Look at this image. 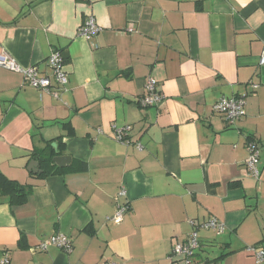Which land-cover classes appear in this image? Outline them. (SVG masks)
Listing matches in <instances>:
<instances>
[{
  "label": "crops",
  "instance_id": "1",
  "mask_svg": "<svg viewBox=\"0 0 264 264\" xmlns=\"http://www.w3.org/2000/svg\"><path fill=\"white\" fill-rule=\"evenodd\" d=\"M90 17L101 31L87 40ZM54 51L68 73L58 98L0 66V176L32 191L13 207L0 192V260L172 264L189 220L216 218L226 230H202L196 260L257 264L247 249L264 248V0H0V54L51 75ZM149 77L165 100L143 108ZM222 97L242 98L243 117L215 113ZM113 126H131L132 144ZM250 141L258 180L246 170ZM50 143L71 163L41 177L29 164ZM121 189L130 210L114 225ZM55 234L71 252L38 249Z\"/></svg>",
  "mask_w": 264,
  "mask_h": 264
},
{
  "label": "built area",
  "instance_id": "2",
  "mask_svg": "<svg viewBox=\"0 0 264 264\" xmlns=\"http://www.w3.org/2000/svg\"><path fill=\"white\" fill-rule=\"evenodd\" d=\"M100 31L101 28L97 25L95 19L90 17L85 25L79 29V35L87 40H91ZM47 64L51 75H42L37 67H24L8 53L3 52L0 54L1 67L21 74L26 85L52 94L58 98L62 92L66 91L68 84V73L66 71L65 59L60 51H54L49 56ZM260 64H264V52L261 56ZM258 87V85L254 86L255 89ZM164 100L165 96L159 90L158 82L154 78L149 77L145 84V92L140 100V105L143 108L158 107L163 104ZM244 107L245 101L242 98L222 97L214 105L213 110L215 113L223 115L230 123H234L243 117ZM112 129L114 137L119 143L123 145L132 144L128 139V136L132 131L131 126L123 128L113 126ZM137 148L142 150L143 146L138 144ZM247 150L249 151V157L246 161L247 173L258 180L261 177V152L259 146L256 142L250 141L247 144ZM126 197V190L121 189L116 196L117 208L115 213L107 218V222L114 225H120L124 221L130 207L128 203H121L120 200ZM189 225L192 230L188 238L185 241L177 242L172 248L170 255L172 264H201L196 260L197 252L201 248L200 232L202 230L211 231L215 235L221 236L226 230L225 224L216 218H211L205 222L189 220ZM52 247L62 249L69 253L73 249V244L68 236L64 234H55L38 245L40 251H48ZM247 251L253 254L257 264L264 263L263 247L255 246L248 248ZM0 264H9V259L5 257L3 260H0ZM106 264L118 263L111 262Z\"/></svg>",
  "mask_w": 264,
  "mask_h": 264
},
{
  "label": "trees",
  "instance_id": "3",
  "mask_svg": "<svg viewBox=\"0 0 264 264\" xmlns=\"http://www.w3.org/2000/svg\"><path fill=\"white\" fill-rule=\"evenodd\" d=\"M38 155L34 157H37V160H39L40 167L43 171L41 177H46L47 175L64 171L58 168L53 162L55 149L52 147L51 143L48 144V147L41 153L40 156ZM83 169H85V166H83ZM0 192L4 196L9 197V203L13 207L25 204L32 191L30 186H24L15 180H10L4 176H0Z\"/></svg>",
  "mask_w": 264,
  "mask_h": 264
},
{
  "label": "water",
  "instance_id": "4",
  "mask_svg": "<svg viewBox=\"0 0 264 264\" xmlns=\"http://www.w3.org/2000/svg\"><path fill=\"white\" fill-rule=\"evenodd\" d=\"M56 144H53V147L56 148ZM53 162L58 166V167H66L68 164L71 163V157L69 156H57L54 157ZM29 171L34 172L35 174L42 172L39 168V163L37 161H31L29 164Z\"/></svg>",
  "mask_w": 264,
  "mask_h": 264
}]
</instances>
